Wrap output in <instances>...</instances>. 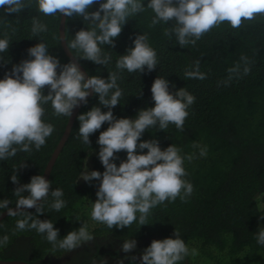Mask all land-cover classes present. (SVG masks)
I'll return each mask as SVG.
<instances>
[{
    "label": "trees",
    "instance_id": "16d2710c",
    "mask_svg": "<svg viewBox=\"0 0 264 264\" xmlns=\"http://www.w3.org/2000/svg\"><path fill=\"white\" fill-rule=\"evenodd\" d=\"M98 7L94 4L89 11ZM153 15L146 9L127 19L115 39V47L104 46V52L111 57L106 66L79 59L81 53L69 50L88 76L107 78L109 72L118 75L117 83L123 93L120 104L113 109L118 118L134 117L138 110L154 105L150 87L157 76L170 82L171 91L183 87L194 96L183 130L171 123L165 130L157 125L146 130L142 137L158 140L162 149L174 144L181 149V155L193 156L184 163L186 179L193 187L191 195L184 200L177 197L158 204L150 210L145 225L134 222L123 229L115 226L109 229L100 223L90 227L88 201L96 198L99 181L86 183L79 177L85 160L89 171H104L96 154L99 151L96 140L99 132L108 126L105 123L90 135V145L79 138L76 117L94 105L100 106L98 94H91L87 105L79 108L48 177L51 189H63L66 207L59 212L50 209L52 198L49 196L44 204L45 212L38 218L51 219L59 229L60 238L84 224L94 236L93 240L72 251L54 249L35 230H17L16 221L22 217L5 216L0 220V238L6 235L8 241L0 248V259L66 264L62 260L79 258L78 264H85L110 254L112 258H122L123 264H139L141 253L153 239L175 238L176 229L190 250L181 264H264V246H259L254 236L260 227L264 228L261 217L264 216V14L243 20L238 28L222 22L204 33L194 45L183 48L174 35H164L172 22L153 25ZM34 19L45 24L47 31L34 36L31 31ZM59 21L58 14L46 16L39 12L35 0L19 13L8 14L0 8V36L7 35L11 41L8 51L2 54L5 61H0V78L10 72L13 64L29 59L27 49L40 41L47 44L49 52L57 56L61 64L68 63L70 59L59 40ZM85 27L82 17L65 16L67 40ZM137 34H146L148 43L156 50V68L142 73L118 70L116 60L132 46ZM197 61L205 78H186L185 71L193 70ZM44 93L47 94V87ZM44 107L43 119L54 126L45 145L38 151L35 148L30 152L18 151L16 156L0 161V199L11 200L9 207L15 206L13 190L16 187L28 183L33 175L43 174L67 123L68 117L55 115L50 103ZM204 146L207 154L200 156V148ZM117 155L119 165L120 160L126 158V152ZM13 174L18 184L11 181ZM26 211L35 214L34 208ZM131 238L137 241V247L119 255L115 247ZM193 249L195 254H192Z\"/></svg>",
    "mask_w": 264,
    "mask_h": 264
},
{
    "label": "clouds",
    "instance_id": "9594fccd",
    "mask_svg": "<svg viewBox=\"0 0 264 264\" xmlns=\"http://www.w3.org/2000/svg\"><path fill=\"white\" fill-rule=\"evenodd\" d=\"M30 2L0 0V8L8 14L19 13ZM35 4L46 16L82 17L86 27L75 32L71 40L64 37L66 45L81 53L79 59L103 66L111 60L104 52V46L115 47V39L127 19L146 9L154 14L153 25L172 22L164 35H174L182 48L194 45L204 33L222 22L227 21L232 28H238L243 20L264 14V0H147L146 4L145 0H35ZM94 4L99 7L89 11ZM31 31L38 36L47 31V26L34 19ZM10 43L7 35L0 36V61H5L2 54L8 51ZM27 55L29 59L13 64L10 72L0 78V161L16 156L18 151L30 152L33 148L38 151L45 145L54 131V126L43 119L45 105L50 103L55 115L70 118L75 108L87 105L90 94H98L100 106L94 105L76 117L79 138L86 145L91 143L90 135L105 123L108 125L99 132L96 140L99 145L96 154L104 171H89L85 160L79 177L86 183L99 181L91 219L109 229L113 226L123 229L134 222L141 226L148 224L150 210L158 204L174 201L177 197L184 200L191 195L193 187L186 179L184 163L193 156L181 155V149L174 144L162 149L158 140L142 137L146 130L157 125L160 130H165L171 123L183 130L187 109L195 99L192 94L183 87L171 91L170 82L157 76L150 87L154 105L138 110L134 117L118 118L113 109L120 104L123 93L116 73L109 72L107 78L96 75L86 78L75 62L77 57L61 64L42 41L29 47ZM157 63L156 50L148 43L147 35L137 34L132 46L116 60V68L129 73L151 72ZM198 65L197 61L193 70H186L185 77L204 79L205 74L199 71ZM101 106L107 111H102ZM121 151L126 152V158L117 165L116 161L120 159L117 154ZM206 154L207 147H201L199 155ZM11 181L18 184L15 174ZM50 189L51 181L44 175H33L28 183L13 190L15 209L9 207L11 200L0 199V213L6 210L7 216L22 217L16 221V229L35 230L54 249L72 251L93 240L94 236L84 224L60 238L59 229L54 227L51 219L38 218L45 212L44 204L49 196L52 198L48 205L50 209L59 212L66 207L63 189ZM32 208L35 214L25 210ZM173 235L175 238L153 239L141 253L139 264H181L190 250L178 230L175 229ZM254 236L256 243L264 246V228L260 227ZM7 241L6 235L0 238V248ZM136 247L137 241L131 238L123 241L121 250L128 253ZM192 254H195L194 249ZM100 264H107V261L102 258ZM118 264H123V260Z\"/></svg>",
    "mask_w": 264,
    "mask_h": 264
},
{
    "label": "water",
    "instance_id": "95a60500",
    "mask_svg": "<svg viewBox=\"0 0 264 264\" xmlns=\"http://www.w3.org/2000/svg\"><path fill=\"white\" fill-rule=\"evenodd\" d=\"M64 28H65V15L61 14L60 15V21H59V26H58L59 40H60V44H61V46L63 48V51L68 56V58L70 59V61H72L74 59V56L70 52L69 48L66 45V41L64 39V37H65ZM75 62L78 63L80 69L85 73V76L87 78V76H88L87 73L85 72V70L83 69V67L79 64V62L77 61V59L75 60ZM81 105L79 107H77V108L74 109L73 114H72V116L70 118L68 117L67 123H66V125L64 127V130H63V132L61 134V137L59 138V140H58L55 148L53 149V151H52V153L50 155V158L48 159V161H47V163L45 165V168L43 170V174L42 175H44L46 179H48L49 174H50V171H51L52 166L54 164V161H55L58 153L60 152L61 148L63 147V145H64V143H65L68 135H69L71 126L73 124V121L75 119V116H76L79 108L81 107ZM12 208L15 209V206L12 207ZM25 210H28V209H25ZM5 216H7V211L6 210L3 213H0V220L2 218H4ZM0 264H30V263L25 262V261H21V260H3V259H0Z\"/></svg>",
    "mask_w": 264,
    "mask_h": 264
},
{
    "label": "flooded vegetation",
    "instance_id": "af4514ba",
    "mask_svg": "<svg viewBox=\"0 0 264 264\" xmlns=\"http://www.w3.org/2000/svg\"><path fill=\"white\" fill-rule=\"evenodd\" d=\"M115 248H117L119 250V255H122L124 252L121 250V246L118 245ZM70 255V253H69ZM68 255H65L64 258H67ZM71 256V255H70ZM105 259L107 261V263H118V261L123 260L122 258L119 259V257L117 258H112V256H110V254H103L100 258H95L93 261L89 262V263H85V264H100L101 260ZM117 259V260H116ZM65 261L66 264H78L79 258H75V259H69L67 258L66 260H62V262Z\"/></svg>",
    "mask_w": 264,
    "mask_h": 264
},
{
    "label": "rangeland",
    "instance_id": "374dc122",
    "mask_svg": "<svg viewBox=\"0 0 264 264\" xmlns=\"http://www.w3.org/2000/svg\"><path fill=\"white\" fill-rule=\"evenodd\" d=\"M96 198H91L89 201H88V208L89 210L87 211L88 213V223L90 225V227H95L97 226L98 224H100L99 222H96L94 220L91 219V216H90V213H91V209H92V204L93 202H95Z\"/></svg>",
    "mask_w": 264,
    "mask_h": 264
}]
</instances>
